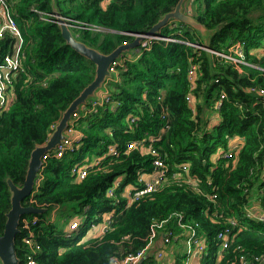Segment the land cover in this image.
I'll list each match as a JSON object with an SVG mask.
<instances>
[{"label":"trees","instance_id":"obj_1","mask_svg":"<svg viewBox=\"0 0 264 264\" xmlns=\"http://www.w3.org/2000/svg\"><path fill=\"white\" fill-rule=\"evenodd\" d=\"M178 1L56 0L77 39L105 54L146 33ZM7 2L23 41L21 68L8 88L10 103L0 111V234L11 208L7 178L23 184L33 149L48 141L63 112L96 75L95 63L66 43L52 0ZM185 11L210 29L220 26L210 49L228 52L244 42L249 65L215 54L210 59L199 47L204 44L197 30L179 21V41L158 40L149 49L127 52L131 56L121 54L105 83L109 101L95 111L92 101L99 95L81 106L82 141L62 158L44 161L33 202L24 200L46 207L38 214L46 220L55 209L71 210L63 221L55 215L34 228L41 246L33 253L38 264H113L143 248L151 225L175 212L210 236L229 217L241 226L229 247L220 256L217 246L211 247L203 264H233L241 254L251 263L264 258V0H187ZM172 25L159 35L174 33ZM17 43L7 31L0 38V58ZM191 91L194 111L186 100ZM133 141L138 147L130 150ZM141 144L157 148L167 175L128 206L127 190L142 188L141 175L156 171ZM226 152L233 156L225 157ZM92 164L84 178L72 172L75 165ZM77 219L79 229L68 235V222ZM21 237L23 232L17 253L25 264L32 250ZM143 264L168 261L151 256Z\"/></svg>","mask_w":264,"mask_h":264},{"label":"built area","instance_id":"obj_2","mask_svg":"<svg viewBox=\"0 0 264 264\" xmlns=\"http://www.w3.org/2000/svg\"><path fill=\"white\" fill-rule=\"evenodd\" d=\"M69 22V19L67 18ZM178 21H172V28H178ZM171 23V22H170ZM70 24V23H69ZM10 31L15 36L18 37V43L15 45L13 52H7L0 58V111L8 106L10 103V94L8 88L13 82V76L16 75L17 70L21 68V45H22V35L20 33L18 22L13 17V12L11 10L10 4L7 0H0V38L4 37L6 32ZM176 34L172 33L168 36L154 35L147 36L144 38L138 48L137 52H141L144 49H149L151 45L158 40H163L166 42L179 41L180 39L176 37ZM142 35V34H137ZM136 35V36H137ZM196 45V44H194ZM203 49L205 47L199 46ZM212 54H215L226 61H232L235 64H248L246 61V53L244 42L238 41L233 44L228 52L216 51L210 49ZM120 60L113 61L110 66V71L114 72L117 66L120 64ZM195 72L194 69L190 70V80L193 81V76ZM218 81V79H216ZM193 87V84L192 86ZM264 93V90H260ZM224 94H221L220 100L217 102V108L221 107L222 99ZM186 100L190 103V108L195 110V96L192 91L187 94ZM103 101H109V96L96 97L92 101L94 110L96 111V106L102 105ZM81 117V110L73 112L72 117L69 122V126L66 129V137L58 147L43 155V160L46 161L50 157L62 158L66 152H73L77 148L76 144L80 143L83 139L82 132L77 128V122ZM138 145L135 141L128 144V148L133 150L137 148ZM141 149L144 154H150L153 156L152 163L156 167L154 173H143L140 179H144V185L140 189H128L127 195V205L129 206L133 202L140 199L142 196L154 191L157 186H159L167 175V166L165 162L160 158L159 152L156 147L152 144L145 149L141 144ZM113 154H117L116 150H112ZM225 157H232L231 152H226ZM97 163V162H96ZM92 165H75L72 168L74 174H78L80 178H84ZM186 171L188 169L187 165L183 166ZM148 176H151V180H146ZM110 195L114 194V188L109 191ZM33 196V195H32ZM31 196L30 201L33 202V197ZM215 197V196H214ZM36 206V205H35ZM253 215L250 210H248V216ZM54 218V212L50 219H44L38 214L32 216H24L20 220V232H23V237L21 241L32 250V254L28 255L25 264H38L33 253L36 252L41 246L36 241L35 229L39 222L46 220L52 221ZM263 219V216H259ZM80 227L79 219L72 223L68 222L66 231L68 235L77 231ZM241 226L238 221L229 217L226 220V226L219 230L215 235L210 236L207 233H202L198 229V223L193 224L188 216L182 212H175L169 215L167 218L160 221H155L151 225V231L147 238V244L138 250L137 252H132L127 254L122 258H116L113 264H143V262L150 258L151 256L158 260L166 259L168 264H203L204 258L208 255L210 248L217 246V255L220 256L222 251L229 247L232 238L241 230ZM182 246V247H181ZM183 256L181 261L178 262V257ZM256 263H264V258L255 257ZM245 254H241L236 262L233 264H250ZM0 264L1 260H0Z\"/></svg>","mask_w":264,"mask_h":264},{"label":"water","instance_id":"obj_3","mask_svg":"<svg viewBox=\"0 0 264 264\" xmlns=\"http://www.w3.org/2000/svg\"><path fill=\"white\" fill-rule=\"evenodd\" d=\"M179 0L176 7L161 17L158 22L146 33L137 35L128 43L119 45L109 54L103 53L98 48L87 45L85 42L77 39L70 27L67 18L58 10L56 0H52L53 16L58 27L64 36L66 43L84 57L92 60L96 65V75L93 81L88 84L80 94L71 102L68 108L63 112L61 119L55 125L53 132L49 135L48 141L43 145L36 146L29 160V165L25 180L22 185H17L8 177L7 183L10 191L11 208L7 212V221L2 234H0V260L2 264H22L17 253V236L20 232V220L26 214H43L47 211L46 207L24 204V200L33 195L35 185L38 181L39 173L43 167V155L55 150L66 137V129L69 126L72 113L81 110V106L88 104L91 98L97 96L98 91L105 87L108 78L113 73L110 71L112 62L120 58L121 54L131 52L132 49L140 45L141 41L147 36L158 35L161 29L172 21H179L193 27L200 34L208 56L212 58L210 50L212 37L217 33L219 25L210 29L202 24L198 19L185 11V2Z\"/></svg>","mask_w":264,"mask_h":264},{"label":"rangeland","instance_id":"obj_4","mask_svg":"<svg viewBox=\"0 0 264 264\" xmlns=\"http://www.w3.org/2000/svg\"><path fill=\"white\" fill-rule=\"evenodd\" d=\"M175 29H177L174 33H179L180 32V28H175ZM125 55H128V56H131L132 55V53H127V54H125ZM106 90L104 89V88H102V89H100V91L98 92V94H97V96H99V97H101V95L102 96H106V92H105ZM56 209L55 210H53V212H54V217H55V215L57 216V219H58V221H63V219L64 218H68V214H69V212L71 211V210H69L68 211V209H65L64 211H60V212H57L56 213ZM53 212L51 213V215L53 214ZM75 221L76 220H73L72 221V223H75ZM74 233V232H73ZM182 247V246H181Z\"/></svg>","mask_w":264,"mask_h":264},{"label":"crops","instance_id":"obj_5","mask_svg":"<svg viewBox=\"0 0 264 264\" xmlns=\"http://www.w3.org/2000/svg\"><path fill=\"white\" fill-rule=\"evenodd\" d=\"M250 264H264V263H250Z\"/></svg>","mask_w":264,"mask_h":264}]
</instances>
